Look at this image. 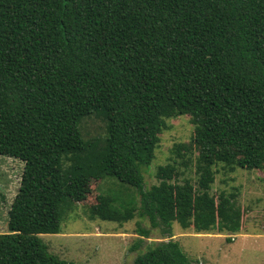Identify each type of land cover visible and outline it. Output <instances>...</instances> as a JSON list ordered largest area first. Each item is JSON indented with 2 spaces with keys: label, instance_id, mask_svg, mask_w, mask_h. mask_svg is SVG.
Listing matches in <instances>:
<instances>
[{
  "label": "trees",
  "instance_id": "obj_1",
  "mask_svg": "<svg viewBox=\"0 0 264 264\" xmlns=\"http://www.w3.org/2000/svg\"><path fill=\"white\" fill-rule=\"evenodd\" d=\"M181 115L193 130L174 151L197 182H178L169 163L145 188L160 134ZM0 156L23 163L0 264H75L38 235L60 233L77 204L147 219L132 251L152 229L168 238L133 264H189L172 223L239 232L237 194L210 193L218 167L264 170V0H0ZM105 176L134 188L139 206L101 193L87 204Z\"/></svg>",
  "mask_w": 264,
  "mask_h": 264
},
{
  "label": "rangeland",
  "instance_id": "obj_2",
  "mask_svg": "<svg viewBox=\"0 0 264 264\" xmlns=\"http://www.w3.org/2000/svg\"><path fill=\"white\" fill-rule=\"evenodd\" d=\"M167 125L168 128L160 134L155 158L144 172L145 188L158 184L156 168L169 163L178 168V182H197L193 164L182 166L187 157L181 158L174 151L176 143L190 140L193 126L189 117L181 115L169 119ZM84 128L95 135L94 130L101 129V122L93 117L84 122ZM22 168L21 161L0 156V234L7 231V213L17 192ZM218 170L210 193L237 194V205L244 211L241 230L237 233H196L173 222L171 238L179 243L189 264H264V170L227 172L221 167ZM90 188L87 204L94 202L96 193H101L111 196L117 209L139 206L137 191L115 177L105 176L98 188L93 184ZM140 227L150 229L148 220L137 212L123 222L113 221L93 216L88 205L77 204L62 221L60 233L40 234L38 238L49 253L75 264H133L137 254L145 251L146 246L168 240L159 230L152 229L145 245L132 251L131 247L141 237L137 231Z\"/></svg>",
  "mask_w": 264,
  "mask_h": 264
}]
</instances>
